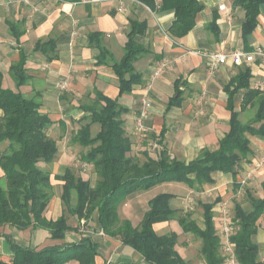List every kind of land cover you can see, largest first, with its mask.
I'll use <instances>...</instances> for the list:
<instances>
[{
	"label": "crops",
	"instance_id": "crops-1",
	"mask_svg": "<svg viewBox=\"0 0 264 264\" xmlns=\"http://www.w3.org/2000/svg\"><path fill=\"white\" fill-rule=\"evenodd\" d=\"M200 1L203 8L198 12L192 30L182 38H174L168 29L175 11L160 9L161 0H156L154 8L138 0H0V83L5 88L17 89L12 67L23 63L28 79L20 89L28 97H36L41 110L50 115L53 123L48 132L56 140L65 139L70 131V122L83 117L81 106L91 102L95 91L112 97L119 95V80L113 65L125 54L131 20L145 21L147 29L138 36V40L146 50L133 62L135 71L141 76L140 82L119 96V103L127 108L122 116L132 141L130 153L141 158L147 151L157 158L160 151L166 149L171 157L186 161L195 159L203 150L213 151L218 147L230 129L233 111L238 113L237 119L243 123L254 116V107L244 108L242 105L243 90L230 99L226 89L243 68L251 69V87L264 92V58L261 55L255 53L254 61H245L241 65L234 64L229 57L224 63H216L215 68V60L211 56L238 49L253 52L258 47L264 51V4L260 6L256 28L243 35L245 10L235 5L234 0ZM222 3L226 4V9L219 8ZM93 33L96 36L91 39ZM41 41H51L53 47L44 52L37 48ZM157 69L161 70L155 75ZM64 81L68 83L66 88L61 87ZM85 97L88 101L82 103ZM144 98L148 99L146 109ZM144 110L146 114L142 122L145 130L138 131L137 121ZM98 128L100 125L94 123L92 132L97 133ZM77 131L74 129L68 133L67 144H72ZM248 136L253 152L248 160L240 162L236 173L217 171L213 174V182L194 187L173 181L133 191L119 205L120 216L123 204L125 218L137 224L148 210L150 199L168 192L173 194L170 206L196 221L195 213L188 210L189 201L195 195L203 209V214L199 215L200 222L196 221L198 226L205 227L203 204L210 203L216 232L221 237V207L229 208L226 200L234 196V189L244 190L248 201L249 194L264 196V136ZM154 142L160 145L156 154L148 149ZM57 143L55 159L39 163L49 167L47 171L51 173L53 189L57 184L60 188V192L52 195L44 211L46 218L52 220L69 211L61 196L64 180L58 176L63 175L67 168L73 171L68 161L71 147L60 146L58 140ZM90 173L86 177L79 176L95 185L97 173L94 169ZM206 193L212 197L209 202L201 200ZM228 214L234 222V211ZM78 219H92L94 224L86 230L71 228L64 239L52 238L48 228L37 225L26 228L6 225L1 226L0 231L11 234L20 245L37 249L89 236L98 244L96 264H145L140 252L102 233L97 211L89 219ZM154 227L159 235L178 234L177 249L188 264H205L200 253L201 239L191 230L184 231L178 220L158 222ZM253 241L258 244L259 257L263 260L264 214L258 220ZM0 253L5 256L11 254V245L3 235H0ZM66 264H78V261L71 260Z\"/></svg>",
	"mask_w": 264,
	"mask_h": 264
},
{
	"label": "trees",
	"instance_id": "trees-1",
	"mask_svg": "<svg viewBox=\"0 0 264 264\" xmlns=\"http://www.w3.org/2000/svg\"><path fill=\"white\" fill-rule=\"evenodd\" d=\"M151 8L156 0H138ZM245 10L243 35L253 32L258 24L260 6L264 0H234ZM203 8L200 0H161L160 9H173L175 17L168 29L174 38L187 35L196 24L198 12ZM214 25V23H213ZM147 29L145 21L132 19L125 44V54L114 69L119 80V95L112 97L95 91L91 102L83 104V117L73 136V142L87 148L82 158L91 163L97 173L95 185L89 179L78 177L67 168L58 178L63 179L62 199L72 214L79 218H91L96 211L98 221L106 234L121 240L141 253L145 264H188L177 249L178 234L159 235L155 223L178 220L184 231L191 230L201 239L200 253L205 264H223V242L216 232L212 204L204 203V224L198 226L189 215L170 206L172 193L162 192L149 201V208L139 223L121 218L119 205L136 190H146L162 182H185L194 187L213 182L214 172L236 173L240 162L253 152L248 134L264 136V92L250 85L251 69L245 67L226 86L229 98L244 91L243 107H254V116L247 122L237 119L233 111L230 129L220 140L218 147L203 150L190 161L171 157L166 149L157 158L147 151L145 159L131 155V138L124 125L123 113L127 108L119 103V96L140 82L133 62L145 53L138 36ZM96 33L91 34L94 39ZM39 42L37 48L44 52L50 43ZM50 45V46H49ZM16 74L17 89L5 88L0 83V227L11 225L26 228L31 225L48 228L51 237L64 239L72 227L65 215L56 220L48 219L44 211L53 195L51 173L40 162H51L58 153L57 140L48 132L53 123L50 115L41 110L36 97H28L20 87L28 79L23 63L12 67ZM100 125L97 133L92 125ZM258 124V125H257ZM75 199V203L73 200ZM251 207L240 202L234 205L235 232L230 239L235 244V255L240 264H264L260 249L253 241L258 230V220L264 214V196L249 194ZM11 245V254L0 253V264H66L71 260L78 264H96L98 244L92 237L84 236L75 242H62L37 249L18 244L9 233L0 231ZM141 264V263H140Z\"/></svg>",
	"mask_w": 264,
	"mask_h": 264
},
{
	"label": "rangeland",
	"instance_id": "rangeland-1",
	"mask_svg": "<svg viewBox=\"0 0 264 264\" xmlns=\"http://www.w3.org/2000/svg\"><path fill=\"white\" fill-rule=\"evenodd\" d=\"M80 101V100H79ZM86 101H88V100H86V97L84 98V99H82V103L84 102V103H86ZM70 102V101H69ZM79 126H80V123H79V120H76V121H74V122H70V124H69V127H70V131L71 130H74V129H78L79 128ZM99 129V128H98ZM70 131H68L67 132V135H65V139H62V138H57V140H58V142H59V144H60V146H64V145H66V146H69V147H71V156H70V159L68 160L69 161V163H70V167L73 169V171L75 172V174L77 175V176H79V175H81V176H84V177H86V176H89V174H91L90 172L91 171H93V165H88L87 163H86V161H84L83 160V158H82V156H83V154L84 153H86V148L85 147H82V146H80L79 144H74L73 145V143L74 142H72V144H70L69 145V143L67 144V139L69 138V132ZM54 136L56 137V135L54 134ZM71 145H73V146H71ZM7 146V142H5V143H2V144H0V149H3V148H5ZM151 151V153H157V151L158 150H150ZM144 158V156H141V159L142 160H144L143 159ZM41 165V167H43L45 170H47L49 167L48 166H45V164H40ZM58 185V184H57ZM57 185L55 186V188L53 189V194L57 191V192H60V188H58L57 187ZM244 190L243 191H236L235 189H234V196H230V198L228 199V200H226V202H228L227 204H229L230 206H229V208H227L228 209V211L229 212H231L232 214H233V208H234V204H235V202H240V203H242L243 204V207H245V208H250V202L245 198V196H244ZM195 194V193H194ZM207 195L204 197V198H202L201 200H203V201H211L212 200V197H211V195L210 194H208V193H206ZM195 197H197V196H195V195H193V197H192V201L190 200L189 201V207L190 208H188V210H190V211H192L193 213H195V218H196V221L198 222H200V218H199V215L201 214H203V209H202V206H201V204L200 203H197V199H195ZM193 198H194V202H193ZM193 202V203H192ZM124 207V205L122 204L121 205V218H125V210L123 209V207ZM65 215L67 216V219H68V223H69V225L73 228V229H75V228H77V227H80L81 229H83V230H86L88 227H92V225L94 224V221H92V219L91 220H87L86 221V219H83V220H81V221H79V219H78V217L76 216V215H74V214H72V213H70L69 211H67L66 210V213H65ZM135 221H137V218L135 219ZM220 229H221V227H220ZM104 234H106V232L104 231Z\"/></svg>",
	"mask_w": 264,
	"mask_h": 264
},
{
	"label": "built area",
	"instance_id": "built-area-1",
	"mask_svg": "<svg viewBox=\"0 0 264 264\" xmlns=\"http://www.w3.org/2000/svg\"><path fill=\"white\" fill-rule=\"evenodd\" d=\"M219 8L220 9H226V4L225 3L220 4ZM228 15L231 17L230 11L228 12ZM255 53L261 55L264 58V51L260 47H258L256 49V51H253V52H247V51L238 49V50H233L230 53H213L211 56L215 60V62H214V68H215L218 63L226 62L229 57H231L233 63L236 65H241L245 61L246 62H252L255 59V56H254ZM160 70L161 69H157L155 71V75H158L160 73ZM67 85H68V83H66L64 81L61 84V87L66 88ZM144 106H145V109L148 106V99L147 98H144ZM145 114H146V111L144 110L141 113V115L137 121V130L138 131H144L145 130V126L142 122V118L145 116ZM159 147H160L159 143L154 142L151 144V146L148 149H149V151L150 150H158ZM221 210L223 213V219H222L223 226H222V231H221V237L223 239L222 250H223V253L227 257L226 263L227 264H240L236 255H235V244L230 239L231 235L236 230V226H235L234 222L228 217L229 212H228L227 207L225 205H223L221 207ZM102 233H104L103 229H102Z\"/></svg>",
	"mask_w": 264,
	"mask_h": 264
}]
</instances>
